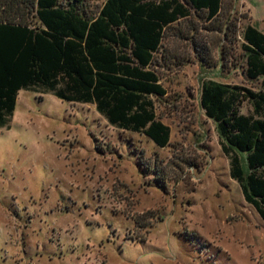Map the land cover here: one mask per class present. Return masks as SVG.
Listing matches in <instances>:
<instances>
[{"label": "rangeland", "instance_id": "rangeland-1", "mask_svg": "<svg viewBox=\"0 0 264 264\" xmlns=\"http://www.w3.org/2000/svg\"><path fill=\"white\" fill-rule=\"evenodd\" d=\"M223 15L264 31V0H225ZM203 34L219 58L223 34ZM162 52L154 68L167 93L152 98L171 128L166 147L93 104L20 90L0 126V264H264V221L201 105L204 80L260 82L245 75L241 49L223 70L178 36Z\"/></svg>", "mask_w": 264, "mask_h": 264}, {"label": "trees", "instance_id": "trees-1", "mask_svg": "<svg viewBox=\"0 0 264 264\" xmlns=\"http://www.w3.org/2000/svg\"><path fill=\"white\" fill-rule=\"evenodd\" d=\"M87 1L0 0V126L10 123L20 90L29 89L93 104L115 127L166 147L171 128L152 98L167 93L154 68L165 41L191 40L201 65L222 70L240 60L241 49L245 75L260 84L204 80L201 105L216 125L231 177L264 221V31L226 18L225 0H105L98 11ZM206 31L223 34L219 58ZM246 101L249 114L242 112Z\"/></svg>", "mask_w": 264, "mask_h": 264}]
</instances>
